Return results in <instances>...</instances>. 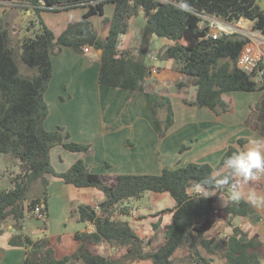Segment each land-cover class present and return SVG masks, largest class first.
I'll list each match as a JSON object with an SVG mask.
<instances>
[{"label":"trees","instance_id":"obj_1","mask_svg":"<svg viewBox=\"0 0 264 264\" xmlns=\"http://www.w3.org/2000/svg\"><path fill=\"white\" fill-rule=\"evenodd\" d=\"M3 3H12L13 10L29 7L33 20L28 30L38 27L34 37L18 39L12 27L15 12H3L0 18V155L11 157L18 167L15 175L8 174V187L0 190V234L2 225L12 219L19 234H13L9 244L26 249L23 264H70L75 260L84 264H179L172 257L185 246L189 256L177 262L209 264L200 254L196 239L218 219L231 225L236 217L255 219V215L249 204L229 203L228 198L225 207L215 208L219 191L206 185L210 191L200 193L195 186L221 170L224 159L241 150L229 146L215 167L189 163L174 170L164 168L159 175L121 174L115 177L114 185L108 184L104 176L90 172L82 160L58 173L50 161L53 147L86 153L90 146L69 142L68 134L61 128L45 129L49 107L44 95L52 77L51 57L64 47L78 54H83L86 47L101 50L98 84L140 93L145 91L152 40L165 38L173 44L159 52L158 60L172 61L174 70L192 78L198 86L194 99H184V103L207 108L219 117L233 110L232 103L223 100V94L261 92V98L250 104L247 123L264 136V62L251 74L238 69L237 59L246 40L238 34L213 40L207 37L201 18L211 16L226 23L247 19L264 33V9L256 0H0V6ZM107 4L114 6V12L110 19L104 18L110 27L107 37L101 39L92 18L102 17ZM79 7L87 9L82 18L68 24L58 37L42 19L44 12ZM139 14L145 19L141 38L133 47L120 50V37L127 33L130 19ZM177 86L182 88L184 83ZM146 96L161 139L174 123L170 98L152 92ZM238 142L242 146L245 140ZM48 175L78 189H97L104 195L98 210L88 205L77 206L78 221L92 224L94 231L75 234L79 247L71 254L59 253L54 239L32 240L22 233L23 223L34 218L36 208L42 204L39 214L46 218ZM146 192L168 193L174 201V207L165 210L173 215L164 245L157 251L150 247V240L141 239L128 221L120 219L128 216L126 203L140 200ZM29 198L32 199L28 202ZM102 243L125 251L116 259L106 258L94 251ZM223 246L225 264H264V244L256 236L248 238L238 227L232 228Z\"/></svg>","mask_w":264,"mask_h":264},{"label":"crops","instance_id":"obj_2","mask_svg":"<svg viewBox=\"0 0 264 264\" xmlns=\"http://www.w3.org/2000/svg\"><path fill=\"white\" fill-rule=\"evenodd\" d=\"M13 7L12 3H3L0 6V18L3 12L10 15L15 12L12 27L14 36L20 39L18 29H21L22 25H29L33 15L29 7L23 10H13ZM113 9L112 4L105 5L104 15L92 18L94 28L101 39L108 35L110 24L104 22V18L110 19ZM86 10L85 8L56 12L53 19L48 17L49 13L53 12H44L42 19L58 37L68 24L78 22ZM144 27L145 19L142 14L131 18L127 33L120 37L118 48L124 50L137 44ZM172 44V41L165 38L152 40L148 54L150 76L147 75L145 79L149 84L145 85L144 82L145 91L140 93L98 84L101 50L91 48L88 53L78 54L71 48L64 47L58 55L51 57L52 77L44 98L46 103L50 98L56 107L54 110L49 108L45 129L56 131L61 128L64 134H68L69 142L90 146L86 153H73L62 146L53 147L50 151V161L56 172H65L74 162L82 160L90 172L104 176L108 184L114 185L115 177L121 174L159 175L164 168L174 170L189 163L209 164L215 167L229 146L237 147L242 152L250 146V140L263 138L245 125L250 109L246 108L244 114L236 113L239 118L236 115L233 117L237 111L234 96L244 97L241 94L222 95L225 102H231L233 105L232 116L225 113L217 117L207 108L184 104L183 99L189 100L190 90L195 85L192 78L174 70L172 61H159L157 58L162 49ZM179 83H184V86L178 88ZM174 86L178 88L177 91L173 90ZM159 88L163 90L155 92ZM147 92L169 97L171 101L174 123L161 139L158 137V128L149 107ZM248 96L251 97V94ZM194 97L195 95L192 99ZM252 103L250 101L248 106ZM240 139L246 141L244 147L235 146ZM46 178L48 180L46 218L41 219L43 224L40 226L33 223V221L37 223L38 219H27L23 223L22 233L32 240L54 239L55 248L59 253H74L79 247L74 240L75 234L94 231L92 224L78 221V215L75 213L77 206L95 207L103 201L104 195L97 189H78L67 185L51 175ZM242 190L245 193L255 190L258 194L264 195V174L243 185ZM227 198L228 191L220 190L214 207H225ZM141 199L143 201V197ZM128 207L130 208L128 216L120 219L128 223L134 221L143 227L150 223L149 231L141 229L140 235H137L141 239L150 240V247L154 251L159 250L164 245L166 228L171 223L173 213L160 212L153 206L148 207L149 215L146 216L141 210H136L137 203L131 202ZM173 207L174 204L166 210ZM251 208L255 219L236 217L231 220V225L218 219L209 231L196 239L200 254L209 261V264H225L223 240L232 234L233 227L240 228L248 238L256 236L257 240L264 244V207ZM15 227L13 220L1 227L3 232L0 234V264H23L26 258L24 247L9 244L13 234H19ZM109 247L114 255L106 258L116 259L117 255L119 257L125 251L105 243L95 247L94 251L103 256L104 253H98L97 249L103 251L102 249ZM188 256V246H185L179 248L172 259L184 260ZM70 264L84 262L75 260Z\"/></svg>","mask_w":264,"mask_h":264},{"label":"clouds","instance_id":"obj_3","mask_svg":"<svg viewBox=\"0 0 264 264\" xmlns=\"http://www.w3.org/2000/svg\"><path fill=\"white\" fill-rule=\"evenodd\" d=\"M249 145L246 151L224 159L222 169L216 171L203 184H197L196 190L200 193L208 192L210 190L206 185H213L217 191H228L229 203L244 201L253 207H264V195L255 190L247 193L242 190L243 185L264 174V138L252 139Z\"/></svg>","mask_w":264,"mask_h":264},{"label":"rangeland","instance_id":"obj_4","mask_svg":"<svg viewBox=\"0 0 264 264\" xmlns=\"http://www.w3.org/2000/svg\"><path fill=\"white\" fill-rule=\"evenodd\" d=\"M256 3L261 9H264V0H256ZM107 5H110V4H107ZM78 9L81 10V9H85V8L79 7V8H74V9H70V10H60V11H57V12L71 11V10H78ZM54 13H56V12L49 13L48 17L53 19V17L56 16ZM201 26H204V24H202ZM37 28L38 27L36 26L33 30H28V25L27 24L22 25L21 29H18V31L20 32V38H23V37H34V33L37 30ZM231 93H233V94L237 93V94H241L242 96H244V97H237V98H236V96H234V100L236 99L235 101L237 103V107H236L237 111L235 113L233 111L232 112H226V114H229L231 116H232V113H234L233 117H235V115H236L238 118H239V116L236 113L244 114L245 113L244 110L246 108L250 109V104L248 106V103L250 101L255 103L262 96L261 92H251V93H247V92H231ZM248 94H251V97H249ZM194 95L195 94L192 95V98H193ZM189 96H190V93H189ZM253 96H255V97H253ZM189 100H191V99H189ZM183 102H184V99H183ZM47 104H48L50 109L54 110V108L56 107V104H54V102H52V100L50 98L47 100ZM184 104H186V103H184ZM186 105H188V104H186ZM188 106H192V105H188ZM194 107H196V106H194ZM249 116H250V113H249L247 119L249 118ZM247 119L245 121V125L248 128L252 129L251 126L247 123ZM252 130L255 133H257L259 136H262L261 134H259L254 129H252ZM262 137L264 138V136H262ZM238 141L239 140H237V143H236L235 146H238V147H242V146L244 147L245 146L246 141L242 144V146H240V143ZM73 153H77V152H73ZM79 153H81V152H79ZM17 171H18V167H16V163L11 157L0 155V190L1 189H5V188L8 187V182H9L8 181V174L12 173V175H15L17 173ZM34 197L35 196H32L33 199H34ZM32 198H29L28 202ZM131 202L137 203L138 207L136 208V210H139V211L141 210V213H143L144 215H146V214L149 215L148 207L155 206L161 212V211H165L169 207H172L173 204H174L173 199L170 197V195L168 193H153V192H146L143 195V201H142V199L137 200V201L133 200V201L127 202L126 205L128 206ZM131 209L133 210V208H131ZM129 210H130V208H129ZM136 216H137V218H139L138 215H136ZM31 219H34V218H30L29 220H31ZM11 220L12 219L9 218L6 221V223L8 224ZM136 221L139 222V220H136ZM149 225H150V223L146 224L143 227V226H140L138 223H136L134 221L129 222V226L133 229V231L136 233V235L137 234L140 235L141 229L149 231L150 230ZM102 250L103 251L97 249V252L98 253H104L103 256H105V257H111V255H114V252L112 250H110V247H109V249L108 248H104ZM116 258H118V255H117ZM174 260H176L175 261L176 263L184 264V263L177 262L178 260H182V259H178V260L174 259ZM147 263L149 264V261H144L142 264H147ZM126 264H132V263H126ZM185 264H191V263L186 261Z\"/></svg>","mask_w":264,"mask_h":264},{"label":"built area","instance_id":"obj_5","mask_svg":"<svg viewBox=\"0 0 264 264\" xmlns=\"http://www.w3.org/2000/svg\"><path fill=\"white\" fill-rule=\"evenodd\" d=\"M158 1L167 2L168 0ZM201 18L207 27V37L213 40L232 34H238L246 40L237 59L238 69L251 74L257 69L259 63L264 62V33L255 29L252 21L240 19L234 23H226L211 16H201ZM90 50L91 47H86L84 53H88ZM153 72L156 71L153 70ZM40 207L36 208L34 216L36 219L41 220L43 218L39 214ZM95 209L98 210V207H95Z\"/></svg>","mask_w":264,"mask_h":264},{"label":"water","instance_id":"obj_6","mask_svg":"<svg viewBox=\"0 0 264 264\" xmlns=\"http://www.w3.org/2000/svg\"><path fill=\"white\" fill-rule=\"evenodd\" d=\"M118 45V44H117ZM148 76H150V73H149V75ZM151 82H152V80H151ZM146 84H149V82L148 81H145V85ZM193 88H192V90H190V96H189V99H192V95L193 94H196L197 93V90H198V86L197 85H193L192 86ZM163 90V88H159L158 90H156L155 92H160V91H162ZM173 90H175V91H177L178 90V88L176 87V86H174L173 87ZM33 223L34 224H36V225H42L43 224V221L42 220H37V223L36 222H34L33 221Z\"/></svg>","mask_w":264,"mask_h":264}]
</instances>
